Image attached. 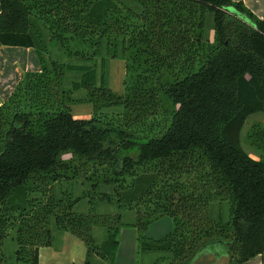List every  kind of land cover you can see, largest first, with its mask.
I'll return each instance as SVG.
<instances>
[{
	"label": "trees",
	"instance_id": "trees-1",
	"mask_svg": "<svg viewBox=\"0 0 264 264\" xmlns=\"http://www.w3.org/2000/svg\"><path fill=\"white\" fill-rule=\"evenodd\" d=\"M46 32L80 63L46 58ZM0 46L32 47L41 64L0 105V264H40L52 221L86 244L85 264L93 254L115 264L125 224L122 213L98 212L99 200L137 211L138 253L168 254L152 264H244L264 254V126L247 133L261 158L241 138L248 117L264 113V17L234 0H0ZM103 46L126 60L124 93L88 64L101 57L105 67ZM70 72L81 77L67 86ZM82 100L90 118L73 113ZM82 177L92 192L56 188ZM102 185L114 194L99 193ZM86 196L89 212H77ZM164 216L174 229L150 237ZM96 226L107 229L102 243Z\"/></svg>",
	"mask_w": 264,
	"mask_h": 264
},
{
	"label": "crops",
	"instance_id": "crops-1",
	"mask_svg": "<svg viewBox=\"0 0 264 264\" xmlns=\"http://www.w3.org/2000/svg\"><path fill=\"white\" fill-rule=\"evenodd\" d=\"M234 1H242L258 17H264V0ZM208 21L209 22H207V29L210 30L207 31L206 29L207 38H209L211 31L213 32L212 15L208 16ZM23 49L24 56L19 59L16 55L19 53V51H23ZM39 70H41V64L34 48L0 46V105L7 100L10 94L14 91L19 81L24 77L26 72ZM81 201H83L84 203L81 205V207H78V209L76 208V211L80 213L89 212L91 207L89 198H86L84 200L82 199ZM223 207L224 210H228L229 208L227 203L224 204ZM97 210L102 214L115 215L118 213H122V221L125 225L122 226L121 229L120 246L116 256L115 264H152L158 261L160 258L168 256V254L166 253H159L155 255V252H142L144 256L143 258L140 257L139 262L138 257L141 253H138V229L134 226L137 218V212H134L135 210H125L122 212L120 211L117 204H111L108 201L99 202ZM226 212L228 214V211ZM218 215L219 211L214 214V218H218ZM54 225L52 226L53 243L51 246L43 247L40 249V264H85L88 252L86 244L72 233L67 231H60L56 228L55 223ZM170 232H167L161 237H164ZM93 236L97 243H102L107 237V229L104 227L96 226L93 229ZM150 237L155 238L153 236ZM11 238L15 240V233L12 234ZM152 255H154V257H152ZM91 263L109 264L107 261L103 260L96 254L92 255ZM161 264H170V261L166 260ZM244 264H264V254L257 255L246 261Z\"/></svg>",
	"mask_w": 264,
	"mask_h": 264
},
{
	"label": "rangeland",
	"instance_id": "rangeland-1",
	"mask_svg": "<svg viewBox=\"0 0 264 264\" xmlns=\"http://www.w3.org/2000/svg\"><path fill=\"white\" fill-rule=\"evenodd\" d=\"M135 7H138L137 5H135ZM209 22V21H208ZM211 27V26H210ZM210 29H207V31H209ZM209 33V32H208ZM46 36V40L49 43V38H48V34L47 32L45 33ZM209 40L213 39V32L211 31V34L209 35V38H207ZM24 49L23 51H19V53L16 55L19 59H21L24 56ZM46 58H52L54 60H57L59 62H70V63H80V61L75 60V59H70L67 58L64 55V50L62 48V46L60 44H50L49 43V48H48V52L47 54L44 55ZM103 56L106 60L105 62V67L102 66V58H96V60L94 62H90L88 64H94V66L98 69L99 74H101L102 72H105L106 76H107V85L114 90L117 93H124L125 92V87H124V79L126 76V60L121 58V57H113L110 54L108 55L106 53V48L105 46H103ZM81 77V74L78 72H70L67 73L66 76V84L67 86H71L72 82L75 80H79ZM86 95V91L85 90H81V91H77L75 93L76 97H85ZM72 110L73 113L76 115V117H81V118H90L91 114L93 112V107L92 104L86 101H80L77 103H74L72 105ZM113 110V109H111ZM122 108L118 107L115 108V111H119L122 112ZM255 123H260L264 126V113L263 112H257L254 113L252 115H250L248 117V119L246 120V123L242 129V133H241V138H242V145L244 147V149L248 152L251 153V155H254L257 158H261L262 153L256 151L248 142L247 139V133L250 130V128L252 127L253 124ZM57 190H64V191H71V189L74 190L75 196H79L82 195L86 192H92V186L90 184V182H88L87 180H85V178H79L77 179L73 184L71 182H60L57 184L56 186ZM113 189V190H112ZM99 193H107V194H114V186L113 185H102L101 187H99ZM95 194V193H93ZM88 198V196L83 197V200ZM95 198H98V195L95 196ZM99 202H105L102 200H99ZM84 202L81 201L80 203H78L76 205L75 208L78 209V207H81V205ZM111 204H114L113 202H110ZM116 204V203H115ZM226 204V203H225ZM99 205V204H98ZM97 205V206H98ZM76 209V210H77ZM223 209V214L225 217V220L228 219V214L226 211L228 210H224ZM220 205L217 202H214L211 204L210 206V212H211V216H213L214 218V214H216L218 211L220 212ZM137 212V211H134ZM216 212V213H215ZM88 213V212H87ZM217 216V215H215ZM215 219V218H214ZM54 221H52L51 223V228L54 225ZM55 226V225H54ZM174 229V222L173 219L169 216H164L161 217L158 221L153 222L150 226H149V230H147V234L150 236H153L155 238L161 237L164 234H166L167 232H170ZM15 233V231H13L10 234V237H8L5 240V244H4V251L5 254L7 256V258H9V256H13V250H15V248H17V243H16V239L13 240L11 238L12 234ZM169 234V233H168ZM166 236V235H165ZM162 252H155L154 254H159ZM142 255V256H141ZM144 254H140L138 257V261L140 260V257L143 258ZM152 257H154V255H152ZM141 258V259H142ZM205 260V259H204ZM140 262V261H139ZM203 263H207V264H213L215 262L210 263V261H199L198 264H203ZM221 264H224L222 261L220 262Z\"/></svg>",
	"mask_w": 264,
	"mask_h": 264
}]
</instances>
